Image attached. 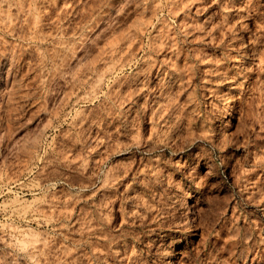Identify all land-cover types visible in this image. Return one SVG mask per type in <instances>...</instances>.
<instances>
[{
  "label": "clouds",
  "instance_id": "1",
  "mask_svg": "<svg viewBox=\"0 0 264 264\" xmlns=\"http://www.w3.org/2000/svg\"><path fill=\"white\" fill-rule=\"evenodd\" d=\"M71 7L0 0V264H264V0ZM133 14L143 66L79 94Z\"/></svg>",
  "mask_w": 264,
  "mask_h": 264
},
{
  "label": "rangeland",
  "instance_id": "2",
  "mask_svg": "<svg viewBox=\"0 0 264 264\" xmlns=\"http://www.w3.org/2000/svg\"><path fill=\"white\" fill-rule=\"evenodd\" d=\"M104 0H69V3L72 7L69 9L72 11L76 9V5L81 6L80 9L82 15L87 18L89 7L93 12L98 11L96 8L97 4H102ZM187 2V0H185ZM195 5L193 6L192 11L195 12ZM215 6H213L214 8ZM213 9H209L211 12ZM105 12H108L109 9H104ZM128 9L125 10L127 14ZM208 13H205L206 16ZM184 16L183 12H180L177 20L179 21ZM118 22H123V17L117 18ZM203 19V17L201 18ZM87 22V19L84 21ZM153 21L146 14L140 16L138 14H133L127 19V27H122L115 31H112L105 38H102L97 42V45H93L94 51H91L90 59L91 71L87 74L82 73V79L85 81L84 88L80 91L79 94H83L84 90L94 91L97 95L101 92L108 93L116 89L122 82L127 79L132 78L137 74V69L142 67L143 64H135L134 61L140 60L141 54L144 50V44L141 43L139 36H148V33L145 31L148 27L151 26ZM88 44H85V47H88ZM209 55H219L220 49L209 47L207 49ZM146 63V62H144ZM204 67H208L205 65ZM156 69H153L155 73ZM123 90V89H121ZM76 99V95H73L69 98L68 103L71 105ZM39 108V105H35L29 109H26L28 114L35 112ZM44 113H40V116H43ZM27 118V117H25ZM39 119V116L37 117ZM71 125H64V129H70Z\"/></svg>",
  "mask_w": 264,
  "mask_h": 264
}]
</instances>
